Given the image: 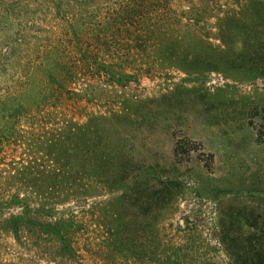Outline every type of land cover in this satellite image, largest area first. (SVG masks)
<instances>
[{
  "label": "trees",
  "instance_id": "16d2710c",
  "mask_svg": "<svg viewBox=\"0 0 264 264\" xmlns=\"http://www.w3.org/2000/svg\"><path fill=\"white\" fill-rule=\"evenodd\" d=\"M72 1L0 0V237L17 248L0 264L75 262L79 230L98 223V180L127 189L117 184L127 168L116 170L124 128L115 145L106 137L113 147L98 133L128 117L98 114L99 100L123 106L143 67L181 63L175 55L205 45L213 20L219 52L227 38L264 32V0H98L95 11ZM238 46L264 49V39Z\"/></svg>",
  "mask_w": 264,
  "mask_h": 264
},
{
  "label": "rangeland",
  "instance_id": "374dc122",
  "mask_svg": "<svg viewBox=\"0 0 264 264\" xmlns=\"http://www.w3.org/2000/svg\"><path fill=\"white\" fill-rule=\"evenodd\" d=\"M215 23L205 45L175 55L181 63L143 67L121 90L123 106L99 100L98 114L128 117L98 133L103 148L124 128L116 170L127 168L117 183L127 189L98 180V223L79 230L71 264H264V49L238 46L264 32L227 38L219 52ZM15 249L10 234L0 237L6 260Z\"/></svg>",
  "mask_w": 264,
  "mask_h": 264
}]
</instances>
